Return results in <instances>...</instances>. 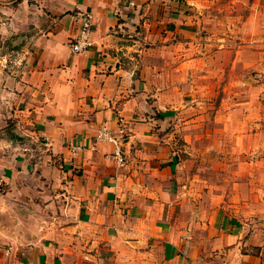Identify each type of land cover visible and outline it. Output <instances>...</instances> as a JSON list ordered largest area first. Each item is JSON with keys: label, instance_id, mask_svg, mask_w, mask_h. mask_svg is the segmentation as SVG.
Returning a JSON list of instances; mask_svg holds the SVG:
<instances>
[{"label": "crops", "instance_id": "crops-1", "mask_svg": "<svg viewBox=\"0 0 264 264\" xmlns=\"http://www.w3.org/2000/svg\"><path fill=\"white\" fill-rule=\"evenodd\" d=\"M202 2L10 0L0 8V264H264V217L227 225L185 199L175 174L186 95L175 86L205 65L246 64L228 42L218 51L201 45L188 6ZM84 11L94 32L75 54ZM258 49L245 56L257 70ZM12 64L21 65L13 72Z\"/></svg>", "mask_w": 264, "mask_h": 264}, {"label": "rangeland", "instance_id": "rangeland-1", "mask_svg": "<svg viewBox=\"0 0 264 264\" xmlns=\"http://www.w3.org/2000/svg\"><path fill=\"white\" fill-rule=\"evenodd\" d=\"M8 1L0 0V8ZM188 8L199 17L195 22L201 23L203 47L211 43L217 50L228 42L232 56L244 50L251 58L259 48L264 58V0H203ZM246 18L252 20L248 25ZM242 28H257L263 36L245 35ZM245 56L240 67L205 65L199 78L187 76L174 89L178 97L186 92L174 137L179 162L175 174L184 198L212 209L230 226L264 217V64L257 70L255 61ZM21 64H12L13 72Z\"/></svg>", "mask_w": 264, "mask_h": 264}, {"label": "built area", "instance_id": "built-area-1", "mask_svg": "<svg viewBox=\"0 0 264 264\" xmlns=\"http://www.w3.org/2000/svg\"><path fill=\"white\" fill-rule=\"evenodd\" d=\"M94 32V21L91 12L84 11L80 14V23L79 28L76 35L72 38L70 42V49L75 54H81L87 51L91 46V37ZM100 139H108L112 141L115 145H119V141L117 139H112L108 137V134L105 132H101L98 136ZM114 160L118 164L119 167H125L127 165V159L122 153L119 147L116 148V152L113 155ZM5 182L2 178H0V197L5 192ZM226 264V263H222Z\"/></svg>", "mask_w": 264, "mask_h": 264}]
</instances>
